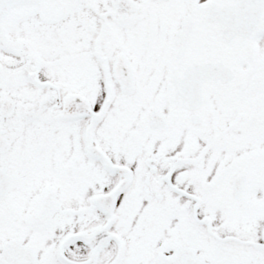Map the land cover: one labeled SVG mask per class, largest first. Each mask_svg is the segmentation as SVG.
Returning a JSON list of instances; mask_svg holds the SVG:
<instances>
[{
    "label": "snow or ice",
    "instance_id": "1",
    "mask_svg": "<svg viewBox=\"0 0 264 264\" xmlns=\"http://www.w3.org/2000/svg\"><path fill=\"white\" fill-rule=\"evenodd\" d=\"M0 264H264V0H0Z\"/></svg>",
    "mask_w": 264,
    "mask_h": 264
}]
</instances>
